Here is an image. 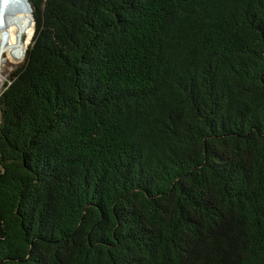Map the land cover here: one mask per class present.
I'll return each mask as SVG.
<instances>
[{"label":"trees","instance_id":"16d2710c","mask_svg":"<svg viewBox=\"0 0 264 264\" xmlns=\"http://www.w3.org/2000/svg\"><path fill=\"white\" fill-rule=\"evenodd\" d=\"M23 2L0 264H264V0Z\"/></svg>","mask_w":264,"mask_h":264},{"label":"bare ground","instance_id":"6f19581e","mask_svg":"<svg viewBox=\"0 0 264 264\" xmlns=\"http://www.w3.org/2000/svg\"><path fill=\"white\" fill-rule=\"evenodd\" d=\"M31 24L23 0H0V68L6 60L21 62L30 42ZM2 80L0 76V84Z\"/></svg>","mask_w":264,"mask_h":264},{"label":"rangeland","instance_id":"374dc122","mask_svg":"<svg viewBox=\"0 0 264 264\" xmlns=\"http://www.w3.org/2000/svg\"><path fill=\"white\" fill-rule=\"evenodd\" d=\"M25 7H26V5H25ZM23 60H24V57L21 60V62H19V63H14L13 61L6 60L1 64L0 76L3 78V80L0 84V95L4 90L5 84H7L9 82V80L12 78L13 72L22 65Z\"/></svg>","mask_w":264,"mask_h":264},{"label":"clouds","instance_id":"9594fccd","mask_svg":"<svg viewBox=\"0 0 264 264\" xmlns=\"http://www.w3.org/2000/svg\"><path fill=\"white\" fill-rule=\"evenodd\" d=\"M31 16V15H30ZM31 22H32V19H31Z\"/></svg>","mask_w":264,"mask_h":264}]
</instances>
